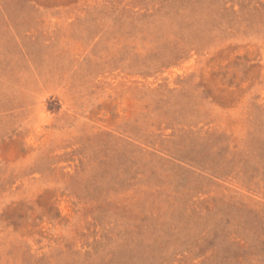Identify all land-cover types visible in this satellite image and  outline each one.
Listing matches in <instances>:
<instances>
[{
    "label": "rangeland",
    "instance_id": "rangeland-1",
    "mask_svg": "<svg viewBox=\"0 0 264 264\" xmlns=\"http://www.w3.org/2000/svg\"><path fill=\"white\" fill-rule=\"evenodd\" d=\"M0 264H264V0H0Z\"/></svg>",
    "mask_w": 264,
    "mask_h": 264
}]
</instances>
